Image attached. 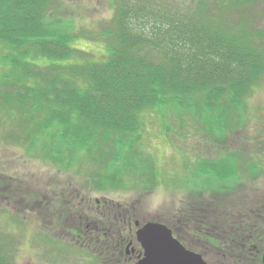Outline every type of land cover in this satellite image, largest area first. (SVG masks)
Segmentation results:
<instances>
[{
	"label": "trees",
	"instance_id": "16d2710c",
	"mask_svg": "<svg viewBox=\"0 0 264 264\" xmlns=\"http://www.w3.org/2000/svg\"><path fill=\"white\" fill-rule=\"evenodd\" d=\"M183 1L115 0L113 18L89 39L104 49L95 60L76 48L83 37L61 16L58 0H0V51L7 52L1 59L8 63L0 98L21 110L28 109L17 105L21 98L35 99L28 110L39 113L36 127L50 138L46 153L66 170L92 155L109 157L114 169L132 157L139 115L169 106L200 114L213 135L225 137L234 125L238 131L245 100L264 78V29L256 24L264 20V0ZM241 156L198 165L207 189L194 191L176 222L202 254L215 244L214 230L260 218L259 208L241 205L245 212L238 207L235 216L231 205L216 213V198L200 194L234 191L245 169L258 172Z\"/></svg>",
	"mask_w": 264,
	"mask_h": 264
},
{
	"label": "rangeland",
	"instance_id": "374dc122",
	"mask_svg": "<svg viewBox=\"0 0 264 264\" xmlns=\"http://www.w3.org/2000/svg\"><path fill=\"white\" fill-rule=\"evenodd\" d=\"M57 5L61 16L75 25L77 36L83 37L77 39L76 48L100 60L102 45L89 39L97 38L98 30L113 18L115 0H58ZM256 24L264 29V20ZM6 54L0 51V74L7 72L8 63L1 59ZM21 90L13 91L18 95ZM21 99L17 105L32 108L35 99ZM4 100L0 98V264H106V253L101 254L99 248L93 247V253L91 248L74 244L63 228L65 222L68 227L82 217L91 222L89 206L107 199L128 207L133 212L127 215L132 223L158 221L172 227L194 191L207 189L198 165L228 161L227 155L233 153L242 155L245 167H256L258 172L245 169L234 191L200 194L216 198V213L233 203L236 208L239 204L259 208L260 218L249 221L264 231V78L245 100V123L237 131L231 120L234 126L225 137L211 134L196 112L169 106L141 113L133 135L135 145L128 151L132 157L114 169L107 166L109 157L92 155V160L78 159L66 170L46 153L53 147L48 135H41L36 127L39 113L7 106ZM109 170L111 180L105 177ZM134 244L139 249L135 238ZM208 254L211 264H256L252 258L229 263Z\"/></svg>",
	"mask_w": 264,
	"mask_h": 264
},
{
	"label": "flooded vegetation",
	"instance_id": "af4514ba",
	"mask_svg": "<svg viewBox=\"0 0 264 264\" xmlns=\"http://www.w3.org/2000/svg\"><path fill=\"white\" fill-rule=\"evenodd\" d=\"M96 207L89 206L93 219L82 217L79 220L78 233L71 229L69 236L72 235L74 244L82 247H97L106 253L105 258L108 260L106 264L117 263L129 264L132 259L135 264L141 255V251L134 244V231L142 225L139 221L131 222L132 211L124 209L122 212H114L121 209L120 205L113 203L107 199L96 201ZM116 207V208H115ZM90 215V216H91ZM133 226L136 227L133 229ZM84 227V228H83ZM85 230L82 234L81 230ZM134 230V231H133ZM240 231L235 234L234 231ZM188 235V233H186ZM214 237L218 240V244L213 247L215 255L224 259L229 263L242 262L245 259L252 258L256 264H262V254L264 251V231L257 226L247 223L239 226H233L229 232L218 233L213 231ZM240 235L243 237L241 238ZM83 237V238H82ZM222 240V247H219ZM94 251V249H92ZM111 256V258L109 257Z\"/></svg>",
	"mask_w": 264,
	"mask_h": 264
},
{
	"label": "water",
	"instance_id": "95a60500",
	"mask_svg": "<svg viewBox=\"0 0 264 264\" xmlns=\"http://www.w3.org/2000/svg\"><path fill=\"white\" fill-rule=\"evenodd\" d=\"M136 236L143 250V258L137 264H206L200 256L185 250L161 224L149 223Z\"/></svg>",
	"mask_w": 264,
	"mask_h": 264
}]
</instances>
